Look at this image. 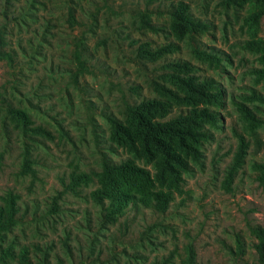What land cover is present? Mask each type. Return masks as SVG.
Returning a JSON list of instances; mask_svg holds the SVG:
<instances>
[{
    "label": "rangeland",
    "instance_id": "rangeland-1",
    "mask_svg": "<svg viewBox=\"0 0 264 264\" xmlns=\"http://www.w3.org/2000/svg\"><path fill=\"white\" fill-rule=\"evenodd\" d=\"M178 4L196 24L180 35ZM249 13L240 0H0V208L13 218L0 231L9 253L0 264H185L188 245L193 264H264L247 228L264 222L255 167L264 165V79L254 73L259 52L243 45ZM168 74L210 80L219 96L189 95ZM148 99L163 103L156 120L192 107L216 119L201 124L194 153L178 151L185 165L174 184L157 154L111 123L127 127L124 104ZM125 161L149 180L104 170ZM80 173L89 179L72 186ZM105 176L130 180L151 204V192L168 189L167 206L114 212L113 193L93 196Z\"/></svg>",
    "mask_w": 264,
    "mask_h": 264
},
{
    "label": "trees",
    "instance_id": "trees-1",
    "mask_svg": "<svg viewBox=\"0 0 264 264\" xmlns=\"http://www.w3.org/2000/svg\"><path fill=\"white\" fill-rule=\"evenodd\" d=\"M248 2L250 13L245 18V22L248 24V29L251 34V38L246 40L243 45L244 47L254 49L259 52V59L261 66L254 70L256 77L264 79V36L256 37L255 34L259 30L261 17L264 15V0H240ZM174 17V30L176 34L180 35L183 32L185 25L195 26L190 19L184 16L183 8L180 4L176 5L175 8L170 10ZM69 24L74 22L72 14L68 16ZM198 25V24H197ZM142 52L154 57L155 55L150 53L148 50L142 49ZM79 54H75L77 64L83 66L79 59ZM183 68H187V65L183 63ZM168 77L172 81L181 87L185 93L203 99L205 101L214 100L216 101L219 92H209L207 89L211 85V81L194 82L189 76H179L176 74H168ZM238 109L243 115L254 122H257L253 114H251L241 103H238ZM158 111H164L163 103L157 99L143 100L138 103H125L124 104V115L126 126L124 127L115 120H111V123L115 126L117 131L124 137H128L129 130L133 132L135 140L138 142L141 151L145 154L155 153L159 156L157 164H159L162 172H167L173 184L179 177V171L185 165L179 152L185 153L195 152L196 144L200 138L204 137L201 130V124L203 122L215 121L213 113L206 108L192 107L187 113L178 114L165 120H156L153 118L152 113ZM19 118L25 119V115L22 111H12ZM245 146L240 142L238 152L235 156V160L238 161L239 154L243 152ZM105 172L111 176V172L119 173L124 172L127 175L134 176L135 178H141L143 180H149L146 170L138 167L129 162H124L121 166H110L104 165ZM259 171V180L264 183V165L257 164L255 166ZM122 174V173H121ZM107 175V176H108ZM107 176L104 177L103 189L96 190L93 192V196L98 200L102 199V196H107L109 193H113V207L114 212H119L120 209L125 207L128 203L135 202L142 203L144 205H151L157 211H163L167 206L170 197V191L157 190L151 192V200L144 198L140 194L135 197L131 192L130 187L132 186L130 180H125L126 183L115 181L110 182ZM89 179V176L80 173L72 178V186L79 180ZM129 181V182H128ZM138 190V189H137ZM13 223L12 213L10 207L3 210L0 208V231L8 227ZM249 232L255 238L254 251L256 260L259 263H264V222L262 224H249L247 226ZM8 250L0 247V262L3 258L8 256ZM21 258H23L22 250L19 252ZM195 253L193 248L188 245L186 248V262L185 264L194 263Z\"/></svg>",
    "mask_w": 264,
    "mask_h": 264
}]
</instances>
